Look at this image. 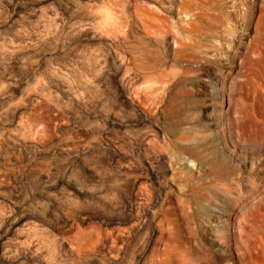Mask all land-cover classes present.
Masks as SVG:
<instances>
[{"label":"rangeland","instance_id":"rangeland-1","mask_svg":"<svg viewBox=\"0 0 264 264\" xmlns=\"http://www.w3.org/2000/svg\"><path fill=\"white\" fill-rule=\"evenodd\" d=\"M149 65L157 107L135 93ZM154 131L153 238L118 256L120 172L155 185L130 157ZM0 146V264H264V0H0Z\"/></svg>","mask_w":264,"mask_h":264},{"label":"bare ground","instance_id":"bare-ground-1","mask_svg":"<svg viewBox=\"0 0 264 264\" xmlns=\"http://www.w3.org/2000/svg\"><path fill=\"white\" fill-rule=\"evenodd\" d=\"M124 3L127 4V7L130 5L129 1H126ZM169 8H170V6H169ZM162 10L165 12V9L162 8ZM134 12L136 13V16L138 17V19L142 22L143 27L149 28V30L150 29L153 30L154 33L150 32V34L160 36L161 37L160 39H164L165 40V35L167 33L166 29L168 27L167 19L164 16L165 14L164 15H161L159 13L154 14L153 10L147 9V7H145L144 5L143 6L139 5L138 3L137 4L135 3ZM112 14H113V12H112ZM122 15L125 16L126 14L123 13ZM115 27L118 30V28H117L118 27V22L117 21L115 23ZM127 29L128 28H126L125 30H127ZM174 43H177V41H175ZM138 55H137V57H138ZM135 61H137V60H135ZM138 62H140V61H138ZM141 63H143V62H141ZM144 68H145L144 69V74H143L144 76L142 77L144 79L143 80L144 81V86L142 88L138 89V90L136 89L135 93H137L139 96L141 95L146 100V102L149 104V106L153 107V105H154L155 107H157V105L160 103L161 97H162V94H161V91H160V89H161L160 86L162 84V80L160 82L161 84L159 85V81L160 80L158 78L159 77L158 73L157 72L155 73L154 71H152L150 65L147 66V67H144ZM159 74H161V73H159ZM136 76H137V74H136ZM162 87L164 88L163 84H162ZM134 90H135V88H134ZM163 93L165 94V91H163ZM151 136L152 137H149L146 134H141V135H139L136 138L135 142L130 143V146L132 147V153H131L130 157H131V159L137 158V159L141 160L142 163L144 164L145 170L154 173L155 168H154L153 164L148 162L149 160L147 161L146 159L143 158L142 151H144V152H146V154L152 156L153 161H155L160 167V172L159 173L157 172L154 175L155 176L154 177L155 185L150 184V183H147L145 185L143 184V186L140 185L141 183H139L140 182L139 181V176H141V175H137L136 174V171H137L136 169L139 166H141V164L139 166L136 165L138 162L136 164L131 162V164H129L126 167L125 171L123 169L124 172H122V169H121V172L119 171L120 174H122V175H124L126 177V182L124 181L126 183V187H125L126 189H125V192H121L120 191V195H119L120 197L118 198L119 200L121 199V201L123 202V205L121 206V208L117 209V212L115 213L116 216L111 218L112 222L113 221L114 222L120 221L122 223L121 227H120V225L119 226H115L111 230V251L115 255H118V256L120 254H122L121 252H122L123 246L126 247V248L127 247H129V248L135 247L136 246V241L140 237L143 238V242H144L143 247H142V244H140V246L142 247L141 251L143 252L148 247V245L151 243L152 238H153V227H152V224H153V221H154L155 217L158 214V210L159 209H158L157 206L160 204L161 192L163 190V181H161V179H162V176H164L166 171H167V166L162 162L161 156L159 154V152H160L159 149L161 147L160 144H162V143L159 140L157 131H154V133L152 132ZM124 143H127V142H124ZM146 143H148V145ZM117 157H118V155L114 154L113 161L116 162L117 161ZM113 173H114V171H113ZM118 176H119V173L117 172V173H115L114 178L117 179ZM239 179H240V177H239ZM81 180H82V178H81ZM240 180L241 181H238V182L241 185L243 180L242 179H240ZM118 192H119V190H118ZM117 202L118 201H116V203ZM113 215H114V213H113ZM158 229L160 231V236H158V239L156 240V242L159 239L160 240L163 239V234H164V229H165L164 223H160V221H159ZM170 231H172V228H171ZM135 252H137V251H135ZM153 252L155 253V251H153ZM154 253H152L153 255H149L147 257H144L142 264H164L165 263V262L163 263V261L157 256V253H155V254ZM114 254H112V255H114ZM133 254H134V252H133ZM118 256H117V258H119ZM134 262H135V260H134Z\"/></svg>","mask_w":264,"mask_h":264}]
</instances>
